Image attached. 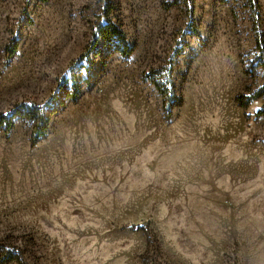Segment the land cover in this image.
I'll return each instance as SVG.
<instances>
[{
	"label": "rangeland",
	"instance_id": "obj_1",
	"mask_svg": "<svg viewBox=\"0 0 264 264\" xmlns=\"http://www.w3.org/2000/svg\"><path fill=\"white\" fill-rule=\"evenodd\" d=\"M193 1L194 20L190 0H0V116L66 101L35 144L34 121L0 129V260L264 264L252 13L246 0ZM106 20L133 53L100 41L89 68ZM170 66L183 104L168 120L148 75Z\"/></svg>",
	"mask_w": 264,
	"mask_h": 264
},
{
	"label": "trees",
	"instance_id": "obj_2",
	"mask_svg": "<svg viewBox=\"0 0 264 264\" xmlns=\"http://www.w3.org/2000/svg\"><path fill=\"white\" fill-rule=\"evenodd\" d=\"M246 1L252 13V24L254 26V30L256 31V49L260 52L261 57L264 59V30L262 28L263 20L260 10V3L258 0ZM189 8V14L194 20L195 9L193 0H190ZM106 16L108 15L106 14ZM193 24H195V22H193ZM100 41H103V44L111 47L114 51L120 52L125 57H130L134 50L128 42L126 33L117 24L106 20L105 22L98 24V27L95 29L94 33V42L81 57V59L87 57L89 68H92L94 65V60L91 59L90 54L99 46ZM18 47L19 42H14L8 49V55L10 57L14 56L18 50ZM262 64L264 66V61ZM92 78L93 77L89 73V78L87 80L88 85H92ZM148 79L158 88L159 92L163 96V109L165 116L166 119L170 120L173 117L174 109L183 104V97L178 92L173 79V67L170 66L155 70L148 75ZM72 87L73 89L70 93V96H72V100H76L83 89V84L76 82ZM65 102L66 101L63 100L59 104L62 106L65 104ZM61 106H57L56 100H54L51 105L52 109L48 114L36 106H18L11 112L9 116L5 114L0 116V129H5L6 132H10L13 129L15 125V119L17 118H26L30 121H34L37 124V134L32 140L35 144L46 135L53 115L60 111ZM15 260V257L8 258V256H6L0 260V264H9Z\"/></svg>",
	"mask_w": 264,
	"mask_h": 264
}]
</instances>
